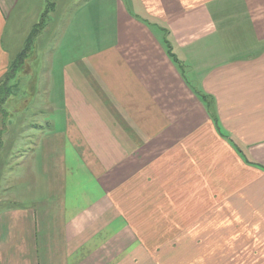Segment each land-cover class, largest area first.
I'll list each match as a JSON object with an SVG mask.
<instances>
[{"label":"crops","instance_id":"obj_1","mask_svg":"<svg viewBox=\"0 0 264 264\" xmlns=\"http://www.w3.org/2000/svg\"><path fill=\"white\" fill-rule=\"evenodd\" d=\"M95 1L34 72L0 264H264V0Z\"/></svg>","mask_w":264,"mask_h":264},{"label":"rangeland","instance_id":"obj_2","mask_svg":"<svg viewBox=\"0 0 264 264\" xmlns=\"http://www.w3.org/2000/svg\"><path fill=\"white\" fill-rule=\"evenodd\" d=\"M94 2L96 1L18 0L12 11L4 42L11 53L14 66L12 73H15L16 77L10 81L11 74L7 75L0 86V143L5 136V140L2 141L5 148L0 157V176L2 173L11 176L9 179L11 184L14 183L13 174L9 171L14 167L15 160L10 156L14 155L12 150H16L14 145L19 142L16 136L20 137L22 126L28 127L31 124L32 113L36 114L35 109L38 106L37 103H31V92L38 87L37 99L44 92V84L41 81L36 82L34 72L40 76L42 66L45 65L42 61L48 56L51 58L55 53L56 59L60 54L67 29H71L81 15L78 14L75 19L76 14L82 7L86 8ZM32 64L34 66L36 64V69L31 75L29 71ZM48 68L45 66L41 78L45 76ZM17 108L20 110L15 111Z\"/></svg>","mask_w":264,"mask_h":264},{"label":"trees","instance_id":"obj_3","mask_svg":"<svg viewBox=\"0 0 264 264\" xmlns=\"http://www.w3.org/2000/svg\"><path fill=\"white\" fill-rule=\"evenodd\" d=\"M13 68H14V66H12V68H11V72H9V74H12V69H13ZM9 74H8V75H9Z\"/></svg>","mask_w":264,"mask_h":264}]
</instances>
